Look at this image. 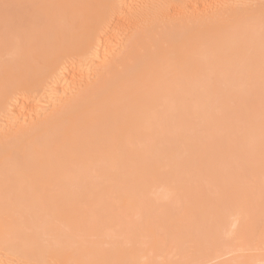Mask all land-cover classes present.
Listing matches in <instances>:
<instances>
[{
    "label": "bare ground",
    "instance_id": "1",
    "mask_svg": "<svg viewBox=\"0 0 264 264\" xmlns=\"http://www.w3.org/2000/svg\"><path fill=\"white\" fill-rule=\"evenodd\" d=\"M134 1L137 5L131 3L128 9L121 0H0V121L10 113L27 111L29 100L40 96L46 86L51 92L59 91L61 84L79 81V73L103 61L96 81L44 118L0 134V248L26 264H161L157 258L165 251L160 237H165V230V238L171 242L168 250H179L182 260L179 262L176 253L178 262L166 259L167 263L199 264L234 247V264H264V148L258 151L263 147L264 140L258 142L264 136V122L255 121L258 109L264 108L260 101L264 100V0H256L254 6L242 2L239 7L213 12L207 7L211 0ZM127 30L131 34L123 50L107 56L110 44ZM253 99H259L261 105ZM190 106H196L198 114L193 117L201 124L191 118ZM210 117L215 123L220 120L217 117L225 121L217 122V130V123L213 127L214 122H206ZM248 118L247 123L258 128L247 135L243 130ZM227 122L232 123L227 126L232 134L224 136L229 132ZM235 125L243 128L239 127L242 132L237 136ZM205 131L212 140H207ZM232 135L234 139L229 138ZM244 135L246 143L241 138ZM241 142L252 150L250 155ZM208 145L222 146L217 151L224 155L207 150ZM187 146L197 151L195 155L188 148L192 166ZM243 154L250 159L244 162ZM182 171L184 181L179 175ZM189 172L208 176L199 179L202 184H192ZM250 175L257 176L262 186ZM234 177L247 180L252 187L244 185L245 191L241 190L243 186L238 180L236 186ZM155 185L163 186V191L153 194ZM233 186L236 191L240 186L234 193L238 195L234 207L227 196L235 192ZM255 186L261 189L257 198L249 193ZM181 189L185 202L177 206ZM244 194L255 201H248ZM205 196L222 199L214 207L208 202L198 209ZM111 203L122 206L114 208ZM226 204L234 210L224 208ZM175 209H179L180 219ZM191 218L194 221L188 225L185 221ZM204 231L211 233L208 240ZM204 238L210 241L208 246ZM224 239L229 246L223 245V253L219 246ZM191 241L197 242L196 249ZM185 246L189 252L194 250L193 255Z\"/></svg>",
    "mask_w": 264,
    "mask_h": 264
},
{
    "label": "rangeland",
    "instance_id": "2",
    "mask_svg": "<svg viewBox=\"0 0 264 264\" xmlns=\"http://www.w3.org/2000/svg\"><path fill=\"white\" fill-rule=\"evenodd\" d=\"M138 1H139V0H138ZM211 1H212V2H209V3H208L209 6H208V4H207V7H208V9H210V11H212V12L218 10L219 8L221 9L222 7H229V6H231V5H233V7H239L238 5H239L240 3H242V2L247 3V4H249V3L251 2L250 4L253 5V6L256 4V0H211ZM252 1H253V3H252ZM254 1H255V3H254ZM259 1H260V0H259ZM121 2H122L121 4H122L125 8H128V9H129V6H130L131 3H132V4H131L132 6H136L137 3H138V2H136V1H134V0H132V1H129V0H121ZM130 34H131L130 31L127 30V31H124V33H123L122 35L117 36L116 39L110 44V46H109V48H108L107 56L118 55V54L123 50V48L125 47V45L127 44V39H128V37L130 36ZM102 65H103V61H100V62L97 63V64L90 65V66H89L90 68H88L89 71L87 70V72L84 71L85 73H79V74H78V77L81 78L79 81L74 80V81H72L71 83H70V82H69L68 84L66 83L65 85H64V84H61L62 86H61V89H60L59 91L57 90L56 92H51V89L49 88V86H46V88L43 90V92L40 94V96H35V97H33L31 100H29L28 104H29V107H30V108L28 107V108H29V109H27L28 112H27V111H25V112L22 111L23 113L20 114V115H15L14 113H10L9 116H8L6 119L0 121V134H8V133H11V132L15 131L20 125L23 126V125L28 124L29 122L35 121V120H37V119H42V118H44V117L50 112V110H51L52 108H56V107L60 106V105L62 104V102H64L65 100L69 99L71 96L77 94L79 91H81V89H82L86 84H90V83L96 81L97 76H98V75L101 73V71H102V68H103ZM245 100H246V99H245ZM248 100H250V99H248ZM253 100H255V104H256V102H258V104H260V105H261V102L264 103V100H263V101L260 100L261 102L259 101V99H253ZM257 100H258V101H257ZM235 101H236V100H235ZM235 101H234V102H235ZM250 102H251V101H250ZM259 102H260V103H259ZM251 103H252V102H251ZM236 104H237V103H236ZM238 104H240V101L238 102ZM240 105L243 106V105H245V104H243V105L240 104ZM251 105H252V104H251ZM235 106H236V105H235ZM257 106H258V105H257ZM190 107H192V109H194L193 107L196 108V106H190ZM236 107H237V106H236ZM244 107H245V106H244ZM253 107H254V106H253ZM262 107H263V106L261 105V108H260V109L256 108V109H258L259 111H258V113H256L255 116H256V118H259V119H256V118H255V121H256V120H260L261 122H264V111H262V110H264V108H262ZM232 108H233V107H232ZM232 108H231V110H234V109H232ZM239 108H241V107H239ZM239 108H238V109H239ZM249 108H250V106H249ZM192 109L190 110V113H191V111H192V116H191V114H190L191 118H192L193 116H195V114H196V115L198 114V113H196L197 110L194 109V111H195V113H194ZM226 109H227V108H226ZM229 109H230V107L228 106V111H229ZM245 109H246V111H245ZM252 109H253V108H252ZM256 109H255V110H256ZM248 110H249V109H248ZM253 110H254V109H253ZM255 110H254V111H255ZM235 111H236V110H235ZM243 111H244L246 114H248V113H247V108H246V107L243 109ZM243 111H242V112H243ZM26 112H27V113H26ZM224 112H225V110H224L222 113H224ZM226 112H227V110H226ZM226 112H225V113H226ZM240 112H241V111H240ZM251 112H252V111H251ZM24 113H25V114H24ZM30 113H31V114H30ZM193 113H194V114H193ZM225 113H224V114H225ZM228 113L230 114V112H228ZM234 113H235V112H234ZM236 113H237V115H240V116H241V114H238V111H237ZM249 113H250V112H249ZM12 114H14L15 116L12 115ZM23 114H24V115H23ZM224 114H222V115H224ZM246 114L243 113V115H246ZM253 114H254V113L251 114V118L254 120ZM260 114H261V115H260ZM225 115H226V114H225ZM218 116H221V115L219 114ZM233 116H235V115H233ZM246 116H247V115H246ZM246 116H245V117H246ZM221 117H223V116H221ZM225 117H226V116H224V118H225ZM229 117H230V116H229ZM238 117H239V116H238ZM245 117H244V118H245ZM194 118L196 119V117H193V119H194ZM217 118L220 119V120L223 119V121H225L224 118H219V117H217ZM217 118H216V121H217ZM236 118H237V117H236ZM249 118H250V116H249ZM249 118H248L247 120L245 119V120H246V123H247V121L249 120ZM251 118H250V120H251ZM193 119H192V120H193ZM212 119H214V117H213V118L210 117V118H208V120L206 119V122H207V123H210V124L212 125L213 122H214V120H215V119H214V120H212ZM226 119H227V118H226ZM232 119H233V118H232ZM239 119H242V118H239ZM239 119H236V120L234 119V120H235L234 122L237 123V125H238V124H239V125L242 124V125H240V126H242V127L245 126V125H243L242 122H238V121H240ZM188 120H189V118H188ZM209 120H212V123H211ZM220 120H218L217 122H220ZM243 120H244V119H243ZM243 120H242V121H243ZM253 120H252V121H253ZM195 121H197V119H196ZM198 121H199V119H198ZM198 121H197V123L199 124L200 121H199V122H198ZM208 121H209V122H208ZM226 121H227V120H226ZM228 121H229V119H228ZM189 122H190V121H189ZM217 122H216V123H217ZM221 122H222V121H221ZM221 122H220V123H221ZM231 122L233 123V121H231ZM250 122H251V121H250ZM190 123H191V122H190ZM204 123H205V122H204ZM216 123L214 122L213 127H215V126L217 125V127H215V128H217V130H218V125H220V123H219V124H218V123L216 124ZM223 123H224V122H223ZM229 123H230V122H229ZM232 123H231V124H232ZM188 124H189V123H188ZM188 124H187V125H188ZM191 124H193V123H191ZM198 124H196V125H198ZM200 124H201V123H200ZM202 124H203V123H202ZM210 124H207L208 126L205 124V125H206V128H207V127H208V129H209V128H213L212 126L209 127ZM215 124H216V125H215ZM226 124H227L226 127H227L228 125H231V124H228V122H227ZM247 124H248V125H250V124L252 125V123L249 124V122H248ZM247 124H246V125H247ZM258 124H259V123H258ZM258 124L256 123V125H258ZM262 124L264 125V123H262ZM262 124L260 123L259 125L262 127ZM187 125H186L185 128L188 127ZM196 125H195V126H196ZM203 125H204V124H203ZM205 125H204V126H205ZM214 125H215V126H214ZM222 125H223V124H222ZM233 125H234V124H233ZM248 125H247V126H248ZM251 125H250V126H251ZM253 125H254V123H253ZM198 126H199V125H198ZM198 126H197V128L199 129ZM240 126H236V125H235V128L237 127L236 129L234 128L235 130H233V129L230 127V128L234 131V133H235L234 135L237 136L240 132H242V130H240V128H241ZM247 126H246V127H247ZM250 126H249V127H250ZM190 127H191V126H190ZM221 127H222V126H221ZM232 127H233V126H232ZM239 127H240V128H239ZM246 127H245V128H246ZM249 127H248V128H249ZM252 127H255V126H251V127L249 128V130H247V128H246V129L244 128L243 132H246L245 134L248 135V134H249V131H250V130H253V129H256L257 126H256L255 128H252ZM195 128H196V127H195ZM195 128H194V129H195ZM200 128H201V127H200ZM204 128H205V127H204ZM215 128H214V130H215ZM224 128H225V127H223V129H224ZM257 128H258V127H257ZM262 128H263V130H264V126H263ZM188 129H189V128H188ZM188 129H187V130H188ZM208 129H207V130H208ZM226 129L229 130V132H228L227 134H225V133H226V132H225V133H224V134H225L224 136H227V135L231 132L230 129H229L228 127H227ZM241 129H243V128H241ZM187 130H185V132H186ZM192 130H193V129H192ZM192 130H191V131H192ZM200 130L202 131V129H200ZM207 130H206V131H207ZM214 130H213V131H214ZM245 130H246V131H245ZM259 130H260V129H259ZM191 131H190V134H192ZM195 131H197L199 134H201V131H198V130H195ZM206 131H205V134H206ZM211 131H212V130H210L209 133H211ZM223 131H224V130H223ZM225 131H226V130H225ZM256 131H257V130H256ZM261 131H262V130H260V133H261ZM262 132H264V131H262ZM194 133L196 134V132H194ZM212 133H213V132H212ZM215 133H216V131H215ZM218 133H219V132H218ZM218 133H216L217 136H219ZM222 133H223V132H222ZM260 133H259V136L262 134V133H261V134H260ZM220 134H221V133H220ZM231 134H232V132H231ZM231 134H229V135H231ZM240 134H241V133H240ZM243 134H244V133H243ZM263 134H264V133H263ZM184 135H185V134H184ZM186 135H188V134H186ZM192 135H193V134H192ZM207 135H208V133L206 134V136H207ZM209 135H210L209 137H211V134H209ZM213 135H215V134L213 133ZM234 135L229 136V138L232 137V139H234V138H235ZM224 136H223V138H224ZM241 136H242V135H241ZM244 136H245V137H241V138H243V140L246 138V135H244ZM261 136H262V135H261ZM261 136H260V140H261V141L259 140L260 142H258L259 145H260V143L264 140V139H263L264 136L262 137V139H261ZM186 137H190V136H186ZM186 137H185V139H186ZM194 137L196 138V136H193V139H194ZM212 137H213V136H212ZM238 137H239V136H238ZM199 138H200V136H199ZM199 138H198V139H199ZM203 138H205V137H203ZM206 138H207V140H208V139H211V138H208V136H207ZM214 138L216 139L217 137L215 136ZM223 138L221 137V139H222L221 142L224 141ZM191 139H192V138H191ZM196 139H197V138H196ZM200 139H201V138H200ZM215 139H214V140H215ZM225 139H226V137H225ZM232 139H230V140H232ZM239 139H240V138H239ZM246 139H247V138H246ZM186 140H187V139H186ZM189 140H190V138H189ZM189 140H188V141H189ZM211 140H212V139H211ZM216 140L218 141L219 139H216ZM216 140H215V141H216ZM230 140H228V141L230 142ZM243 140H240V141L243 142ZM194 141H195V140H194ZM194 141H192V142L194 143ZM199 141H200V140H199ZM199 141H198V142H199ZM202 141H203V140H202ZM204 141H205V140H204ZM204 141H203V142H204ZM217 141H216V142H217ZM190 142H191V141H190ZM192 142H191V143H192ZM196 142H197V141H196ZM196 142H195V144H196ZM221 142H219V143L222 144V146H223V142H222V143H221ZM229 142H228V143H229ZM237 142H238V141H237ZM242 142H241V143H242ZM207 143H208V142H207ZM207 143H206V144H207ZM210 143H211V142H210ZM234 143H235V142H234ZM244 143H246V140H244ZM244 143H242V147L244 146V147L246 148V151H247V152L249 151V152H248V154H249L252 150L249 149V147H247V145H244ZM212 144H214V143H212ZM237 144H238V143H237ZM190 145H191V144H190ZM192 145H193L194 148H195V145H194V144H192ZM196 145H197V144H196ZM204 145H205V144H204ZM233 145H234V144H233ZM261 145H262L263 147H262L261 149H260V148H259V149L257 148L258 151H259V150H260V151L263 150V148H264V142H262ZM200 146H202V144H201ZM208 146H211V147H212L213 145H208ZM216 146H217V145H216ZM220 146H221V145H220ZM222 146H221V147H222ZM224 146H225V145H224ZM230 146H231V145H230ZM236 146H237V145H236ZM211 147H210V148L207 147L206 149H207V150H210V149H211L212 152H213L214 154L217 153V152H218V154L220 153V152L217 151V150H220L221 147H220V148H217V147H214V146H213L215 149L217 148L215 152H214L215 149H212L213 147H212V148H211ZM234 147H235V146H234ZM258 147H260V146H258ZM183 148H184V145H183ZM188 148H189V147L187 146L186 149L188 150ZM190 148L194 151L193 153L196 155V152H197L196 150L198 149L197 146H196L197 149L195 148L196 150L193 149L192 146H190ZM190 148H189V150H190ZM200 148H201V147H200ZM208 148H209V149H208ZM225 148H226V147H225ZM225 148H224V150H225ZM227 148H228V147H227ZM238 148H239V147L235 148V149H236V150H235L236 152H238V150H237ZM204 149H205V148H204ZM221 149H222V148H221ZM232 149H234V148L232 147ZM187 150H186V151H187ZM189 150L187 151V154H189V156L186 155V156L188 157V159H187L186 157H184V154H183V157H184V158L182 157V159H183V161H184L185 158H186V159L188 160V162L190 163V165H191V163H192L194 160L191 162L192 159H191V158H190L191 160L189 159V157L192 156V155H190V154L192 153V150H191V153H189ZM199 150H200V149H199ZM207 150H206V151H207ZM240 150H241V149H240ZM240 150H239V155H241V154H240ZM244 150H245V149L242 148L241 151L243 152ZM195 151H196V152H195ZM221 151H222V150H221ZM225 151H226V150H225ZM229 151H230V150H229ZM232 151H233V150H232ZM246 151H244V153H246ZM255 151H256V149H255ZM258 151H257V152H258ZM260 151H259V152H260ZM184 152H185V151H184ZM202 152H203V151H202ZM208 152H209V151H208ZM236 152H235V154H236ZM259 152H258V153H259ZM262 152L264 153V151H262ZM185 153H186V152H185ZM200 153H201V152H200ZM209 153H211V152H209ZM209 153H208V154H209ZM213 153H212V154H213ZM221 153H222V152H221ZM221 153H220V154H221ZM227 153H230V154H231V151H230V152H227ZM227 153H226V154H227ZM232 153H233V152H232ZM260 153H261V152H260ZM194 154H193V155H194ZM198 154H199V153H197V155H198ZM218 154L216 155L217 158H218ZM222 154L224 155V153H222ZM222 154H221V155H222ZM226 154H225V156L228 157ZM250 154H251V153H250ZM250 154H249V155H250ZM200 155H201V154H200ZM204 155H205V154H204ZM221 155H220V156H221ZM223 155H222V156H223ZM233 155H234V154H233ZM233 155H232V156H233ZM243 155H245V156H244V157H245L244 162H245L246 160H249V159H250V157H247V156H248L247 154H243ZM246 155H247V156H246ZM201 156H203V155H201ZM201 156H200V157H201ZM207 156H208V155H207ZM209 156H210V155H209ZM211 156H212V155H211ZM214 156H215V155H214ZM222 156H221V158H222ZM229 156H231V155H229ZM200 157H199V158H200ZM226 157H225V158H226ZM233 157H234V156H233ZM233 157H232V158H233ZM241 157H242V156H240L239 158H241ZM244 157H242V158H244ZM180 158H181V157H180ZM197 158H198V157H197ZM208 158H210V157H208ZM219 158H220V157H219ZM230 158H231V157H230ZM201 159H202V158H201ZM201 159H200V160H201ZM204 159L206 160V158L203 157V160H204ZM210 159H211V158H210ZM210 159H209V160H210ZM212 159H213V158H212ZM189 160H190V161H189ZM195 160H196V158H195ZM214 160H215V159H214ZM216 160H217V159H216ZM228 160H229V157H228ZM238 160L240 161V159H237V162H239ZM185 161H186V160H185ZM197 161H198V160H197ZM217 161H218V160H217ZM222 161H223V160H222ZM225 161H226V159H225ZM230 161H231V160H230ZM198 162H199V161H198ZM206 162H207V161H206ZM208 162H209V161H208ZM208 162H207V163H208ZM211 162H212V161H211ZM223 162H224V161H223ZM232 162L234 163V161H232ZM232 162H231V164H233ZM240 162H241V161H240ZM240 162H239V164H240ZM184 163H185V162H184ZM193 163H194V162H193ZM195 163H197V162H195ZM207 163H206V164H207ZM224 163H225V162H224ZM185 164H186V163H185ZM185 164H183L184 167H185ZM199 164H201V163H199ZM199 164H197V165H199ZM208 164H209V163H208ZM208 164H207L206 166H208ZM211 164H212V163H211ZM215 164H216V163H215ZM215 164H214V165H215ZM218 164H221V163H218ZM236 164H237V163H236ZM244 164L246 165V163H244ZM204 165H205V163H204ZM204 165H203V167H204ZM221 165H223V164H221ZM224 165H225V164H224ZM224 165H223V166H224ZM227 165H228V164H227ZM245 165H242V164H241V165H239V166H242L243 168H245L244 171H249L248 169L246 170L247 167H246ZM191 166H192V165H191ZM200 166H201V165H200ZM210 166H211V165H210ZM210 166L207 167V168H208V169L211 168ZM228 166H229V165H228ZM233 166H234V165H233ZM244 166H245V167H244ZM187 167H188V165H187ZM194 167H196V168H195L196 170L198 169V167H197L196 165H194ZM216 167H217V166H216ZM219 167H220V165H219ZM226 167H227V166H226ZM226 167H224V168H226ZM181 168H183V167H181ZM207 168H206V169H207ZM222 168H223V167H222ZM228 168H229V167H228ZM185 169H187V168H185ZM185 169H184V170H185ZM190 169H191V168H190ZM202 169H205V167L202 168ZM211 169L213 170V168H211ZM211 169H210V170H211ZM231 169H232V166H231ZM237 169H238V167H237ZM237 169H236V170L234 169V170L237 171V172L240 171V170H242V169H240V170H237ZM163 170H165V168H164ZM182 170H183V169H182ZM219 170H220V169H219ZM223 170H224V169H223ZM191 171H192V170H191ZM224 171H225V170H224ZM228 171H229V169H228ZM235 171H234V173H235ZM183 172H185V171H182V173L180 172L179 175L184 174ZM198 172H199V171H198ZM201 172H202V171H201ZM203 172H205V171H203ZM206 172H207V170H206ZM210 172H211V171H210ZM212 172H213V171H212ZM217 172H218V170H217ZM187 173H188V172H187ZM191 173H192V172H191ZM191 173L189 172V177H188L189 180L191 179V181H189V180H188V181H189L190 183L192 182V184H195V183H197V182L199 183V182H200L199 179H204V180H205L206 175L208 174V173H207L206 175H203V173H202V174L200 173L201 175H200V174L197 175L198 173H197V174L194 173V172H193V174H191ZM218 173H219V172H218ZM221 173H224V172H221ZM227 173H228V172H227ZM227 173H226V174H227ZM232 173H233V172H232ZM238 173H239V172H238ZM238 173H235V174L238 175ZM247 173H248V172H247ZM249 173L251 174V172H249ZM214 174L216 175L215 172H214ZM214 174H213V173H212V174L210 173V175H212V176H215ZM219 174H220V173H219ZM219 174H217V175L220 177L221 175H219ZM230 174H231V173H230ZM241 174H242V171H241ZM184 175H185V174H184ZM187 175H188V174H187ZM210 175H209V176H210ZM243 175H244V174H243ZM207 176H208V175H207ZM226 176H227V175H226ZM226 176H225V177H226ZM229 176H230V175H229ZM238 176H239V175H238ZM250 176H251V175H250ZM164 177L169 178L168 175H166V176L164 175ZM164 177H163V178H164ZM183 177H185V176H182V175H181V178L183 179V180H181L180 176H178V178H180L181 181H184V178H183ZM186 177H187V176H186ZM215 177H216V176H215ZM215 177H210V178H212V180H214L213 178H215ZM222 177H223V176H222ZM239 177H240V176H239ZM241 177H242V178L245 177V179H247V178L249 179V177H247L246 175H245V176H242V175H241ZM246 177H247V178H246ZM251 177H253V175H252ZM256 177H257V176H255V178L253 177V179L256 180ZM188 178H187V179H188ZM207 178H208V177H207ZM223 178H224V177H223ZM228 178H229V177H228ZM236 178H237V179H235V177H234V179H235V183H234L233 180H232V182H233L234 184H236V186H238L239 184H240L241 187L243 186V189L241 188V190L245 191V189H244V185H245L246 187L250 186V185L247 186V184L249 183V182L247 181L248 179L245 181V182H247V184H246V183L244 182V179H243L242 181H241V179H240V181H241V183H240L238 177H236ZM221 179H222V178H221ZM224 179H225V178H224ZM226 179H227V178H226ZM232 179H233V178H232ZM250 179H251V178H250ZM250 179H249V181H250ZM253 179H252V180H253ZM257 179H258V177H257ZM160 180H161V178H160ZM160 180H159V181H160ZM162 180H165V179H162ZM167 180L169 181V179H167ZM167 180H165V181H167ZM204 180H203V181H204ZM206 180H207V179H206ZM227 180H228V179H227ZM236 180H238L239 182L236 181ZM168 181H167V182H168ZM214 181H217V179H215ZM219 181H220V180H219ZM219 181H218V182H219ZM228 181H229V180H228ZM206 182H207V181H206ZM206 182H204V183L206 184ZM222 182H223V180H222ZM229 182H230V181H229ZM236 182H238L239 184L236 183ZM242 182H243V183H242ZM250 182H253V181H250ZM258 182H259V179H258L257 182H255V184H257ZM260 182H261V181H260ZM260 182H259V183H260ZM182 183L184 184V182H182ZM187 183H188V182H187ZM200 183H201V182H200ZM213 183H214V182H212L211 184L213 185ZM216 183H217V182H216ZM216 183H215V184H216ZM219 183H220V182H219ZM259 183H258V184H259ZM168 184H170V183H168ZM185 184H186V183H185ZM185 184H184V185H185ZM201 184H202V183H201ZM201 184H199V185H201ZM209 184H210V183H209ZM223 184H224V183H223ZM241 184H242V185H241ZM249 184H250V183H249ZM252 184H253V183H252ZM184 185H183V187H186V186H184ZM186 185H187V184H186ZM190 185H191V184H190ZM228 185H229V184H228ZM228 185H227V187H228ZM195 186H196V185H195ZM230 186H232L231 183H230ZM230 186H229V187H230ZM236 186H233V188L236 187ZM240 186L237 187L238 190H240ZM258 186L260 187V186H262V185L259 184ZM258 186H255V187H256V188L254 189L255 191H251V190H250V191H251V192H250V191L248 190L249 193L252 194V196H253V194H255L254 197H256V194H258V193H259V195H261V194H260V193H261V192H260L261 189L259 188V190H256V189H258ZM188 187H189V184H188ZM190 187H191V186H190ZM190 187H189V188H190ZM197 187H199V186H197ZM197 187H196V188H197ZM202 187H203V186H202ZM205 187H206V186H205ZM207 187H208V186H207ZM212 187H213V186H212ZM223 187H224V186H223ZM250 187H252V186H250ZM253 187H254V185H253ZM189 188H187V189H189ZM209 188H210V187H209ZM209 188H208V189H209ZM214 188H215V187H214ZM224 188H225V187H224ZM163 189H164L163 186L155 185V186L153 187V189H151V192H153V194H157V193H161V192L163 191ZM187 189L184 188V190H187ZM198 189H199V188H198ZM216 189H217L218 192L220 191L219 188H218V186H217ZM229 189H230V188H229ZM231 189H232V188H231ZM234 189H235V192L233 191V195H232V194H231V195H230V194L227 195V196H229V197L231 196V200H230V204H231V206L234 205V202H235L234 200H236V199H237L236 197L238 196V195H236V194H235L236 196H234V193H237V191H238V190L236 191V188H234ZM234 189H233V190H234ZM247 189H248V188H246V191H247ZM249 189H251V188H249ZM157 190H158V191H157ZM181 190H183V189H181ZM181 190H179V191H181ZM184 190L181 191L180 193L178 192L179 194H181V196H180V198H178L179 196H177V199H178V205L175 204V202H173L175 205L180 206L179 204H182V203L184 204V202H185V201H184V197H185V196L182 195V192H185ZM211 190H212V189H211ZM226 190H227V189H226ZM156 191H157V193H156ZM189 191H190V189H189ZM201 191H202V190H201ZM206 191H207V188H206ZM206 191L204 190V193H205ZM229 191H230V190H229ZM248 191H247V192H248ZM192 192H193V190H192ZM195 192H196V191H195ZM208 192H210V191H208ZM226 192H227V191H226ZM247 192H246V193H247ZM211 193H212V192H210V194H211ZM219 193H220V192H219ZM221 193L223 194L222 191H221ZM227 193H228V192H227ZM229 193H230V192H229ZM244 193H245V192H244ZM249 193H248V194H249ZM186 194H187V192H186ZM196 194H197V193H196ZM196 194H194L195 197L197 196ZM213 194H214V193H213ZM248 194H244V195H246V197H247ZM177 195H178V194H177ZM220 195H221V194H220ZM151 196H152V195H151ZM189 196H190V194H189ZM202 196H203V194H202ZM202 196H201V197H202ZM224 196H226L225 193H224ZM252 196H250V197H252ZM190 197H192V196H190ZM190 197H189V201H190ZM199 197H200V196H199ZM221 197H222V195H221ZM221 197L219 198L220 200L222 199ZM248 197H249V196H248ZM248 197H247V200H248ZM260 197H261V196H259V198H260ZM150 198L152 199L153 197H150ZM192 198H193V197H192ZM205 198H206V196H205ZM211 198H213V196H209V199H207V198H206V199H203V202H201V204H200L201 207H197V208H198V209H199V208H202V206H203L202 204H203V203H206V204H207V203L209 202V204L211 203V206H213V207H214V205H215L216 203H219V199H217L218 196H217V198H214L213 200H210ZM225 198H226V197H225ZM232 198H233V201H232ZM256 198H257V197H256ZM259 198H258V199H259ZM193 199H194V198H193ZM196 199H197V198H196ZM229 199H230V198H229ZM245 199H246V198H245ZM252 199H253V198H252ZM252 199L250 200V198H249L248 201L254 202L255 199H254V201H252ZM187 200H188V199H187ZM187 200H186V201H187ZM191 200H192V199H191ZM199 200H200V199H199ZM201 200H202V198H201ZM201 200H200V201H201ZM227 200H228V197H227ZM247 200H246V201H247ZM260 200H261V199H259V201H260ZM262 200H263V199H262ZM175 201H176V203H177V200H176V199H175ZM193 201H194V200H193ZM193 201H192V202H193ZM200 201H199V202H200ZM231 201L233 202V204H232ZM259 201H258V202H259ZM220 202H221V201H220ZM222 202H223V201H222ZM225 202H226V200H225ZM163 203H164V202H163ZM245 203H246V202H245ZM247 203H249V202H247ZM247 203H246V204H247ZM111 204H113V203H111ZM160 204H161V202H160ZM183 204H182V206H183ZM194 204H195V203H194ZM196 204H197V203H196ZM220 204H221V203H220ZM222 204H224V203H222ZM228 204H229V203H228ZM228 204L223 205V207H224V208H227V207H228V208L231 209L232 207L229 206ZM186 205L188 206L187 203H186ZM191 205H192V203H191ZM200 205H199V206H200ZM111 206H114V208H120V207L122 206V204H121V203H115V204H113V205H111ZM172 206H173V204H172ZM177 206H176V207H177ZM189 206H190V205H189ZM208 206H209V205H208ZM203 207H204V206H203ZM217 207L220 209V205H218ZM233 207H234V206H233ZM172 208L174 209L175 206L172 207ZM177 208H178V207H177ZM179 208H180V207H179ZM184 208H185V207H184ZM194 208H196V207H194ZM194 208H193V209H194ZM197 208H196V209H197ZM210 208H211V207H209V209H210ZM181 209H183V208H181ZM181 209H180V211H181ZM193 209H192V210H193ZM198 209L196 210V211H198V212H196V213H200V214H201V212H199ZM222 209H223V208H222ZM176 210H179V209H175V215H177V216L179 217V219H180L181 213H179L178 211H177V213H176ZM183 210H184V209H183ZM233 210H234V209H233ZM233 210L231 209V211H233ZM193 211H195V210H193ZM193 211H191V212H193ZM201 211H202V212H204V211L206 212V210H202V209H201ZM209 211H210V210H209ZM171 212L173 213V211H171ZM205 212H204L203 214H205ZM207 212H208V211H207ZM172 213H171L170 215H172ZM208 213H209V212H208ZM193 214H194V213H193ZM200 214H198V215L200 216ZM212 214H214V213H212ZM187 215L189 216L188 211H187ZM190 215H191V214H190ZM183 216H184V215H183ZM171 217H173L174 220L176 219V221L178 220V218L175 217V216H173V215H172ZM185 217H186V216H185ZM189 217H191V216H189ZM195 217H196V216H195ZM183 218H184V217H183ZM203 218H204V217H203ZM184 219H185V218H184ZM205 220H206V221H211L210 219H208V220L205 219ZM176 221H175V222H176ZM181 221H182V219H181ZM192 221H194V219L191 218L189 222H187V221H185V222H186L187 224L190 223V225H191ZM206 221H205V222H206ZM185 222H184V224H185ZM187 224H186V227H187ZM207 224H208V222H207ZM179 225H180V224H179ZM188 225H189V224H188ZM182 226H183V221H182ZM193 226H194V225H193ZM184 227H185V226H183V228H184ZM207 227H208V225H206V227H205V225H204V228H205V229H208ZM187 228H188V227H187ZM190 228H191V227H190ZM193 228H194V227H193ZM210 228H211V227H209V230H211ZM161 229H162V228H161ZM161 229L159 228L158 230H161ZM202 229H203V228H202ZM162 230H164V229H162ZM182 230H183V229H182ZM185 230H186V229H185ZM187 230H188V229H187ZM190 230H192V229H190ZM190 230H189V231H190ZM209 230H207V231H209ZM194 231H195V230H194ZM194 231H193V233H194ZM207 231H204L205 235H204L203 237H205V238H206V236L209 237V235L211 234V233H210L211 231L209 232L210 234H208V233L206 234ZM160 232H161V231H160ZM162 232H163V231H162ZM165 232H166V231L164 230L163 233L165 234V237H166V233H167V232H166V233H165ZM191 233H192V232L190 231V236H191ZM195 233H196V231H195ZM197 233H198V232H197ZM158 234H159V232H158ZM164 234H163V235H164ZM188 234H189V232H188ZM202 234H203V232H202ZM160 235H161V236H160L161 239H162L163 241H165V244H163V247H164V250H165V251L160 252L161 254H160V256L157 258V260H158L157 262H159V263H161V264H165L164 262L167 261L166 259L172 261L173 259L178 258V256L181 255V254L178 252L179 250H176L175 248H174V249H175V251H177V252H175V251L172 252L171 250H168L169 243H171V242H168V239L165 238V237H163L162 234H160ZM199 235H201V234H199ZM232 235H233V234H232ZM232 235H231V237L234 236V235H233V236H232ZM167 236H168V235H167ZM157 237H158V235H157ZM234 237H235V236H234ZM185 238H186V237H185ZM185 238H184V239H185ZM205 238H204V241H205V242H203V243H204V244L206 243V246H208L210 241L206 242V241L208 240V238H206L207 240H205ZM159 239H160V238H159ZM159 239H158V240H159ZM169 239H170V237H169ZM187 239H188V238H187ZM187 239H185V240L187 241ZM209 239H210V238H209ZM225 239H226V238H225ZM225 239H224L223 241H221V244H220V246H219L220 249H222V252H223V253L225 252V251H224V248H222L223 245L225 244L226 246H229V243H233V242H230V240H229V239H231V240L233 241L232 238H228L229 243H228V241H226ZM193 240H194V239H193ZM173 241H174V240H172V242H173ZM189 241H190V239H189ZM196 241H197V240H196ZM160 242L162 243V241H159V243H160ZM194 242H195V241H194ZM224 242H225V243H224ZM161 243H160V244H161ZM163 243H164V242H163ZM173 243H174V242H173ZM173 243H172V244H173ZM187 243H188V242H187ZM191 243H193V241H191ZM196 243H197V242L193 243V245H192L191 247H193L194 244H196ZM201 243H202V241H201ZM201 243H200V244H201ZM227 243H228V245H227ZM188 244H189V243H188ZM188 244H187V245H188ZM161 245H162V244H161ZM170 245H171V244H170ZM184 245H186V243H184ZM187 245H186V246H187ZM189 245H190V244H189ZM230 245H231V244H230ZM232 245H233V244H232ZM232 245H231V246H232ZM186 246H185V247H186ZM226 246H224V247H226ZM231 246H230V247H231ZM159 247H160V245H159ZM161 247H162V246H161ZM161 247H160V249L163 248V247H162V248H161ZM185 247H184V248H185ZM187 247H188V246H187ZM187 247H186V249L188 250L189 248H187ZM195 247H196V246H194V249H196ZM171 248L173 249V246H171L170 249H171ZM231 248H232V247H231ZM160 249L158 248V254H159V251H161ZM186 249H185V251H186ZM220 249L218 250V252L222 253V252L220 251ZM226 249H229V248L226 247ZM226 249H225V250H226ZM189 250H190V249H189ZM189 250H188V253L191 252V251L189 252ZM233 250H234V247H233V249L231 250V252H230V250H227V252H225V254H221V256H218V258H217L216 256H215L216 258L214 257L213 260H212V259L209 260V258H208V259L206 258L207 261H206V259H205V261L202 260V261H201L202 263L199 262V264H234V262H235V257H234V256H235V254H237V253H233ZM192 252H194V250H192ZM192 252H191V253H192ZM195 252H196V251H195ZM245 252H246V251H245ZM245 252H244V253H245ZM176 253H177V255H178V254H179V255L176 256ZM186 253H187V252H186ZM220 253H219V254H220ZM217 254H218V253H217ZM246 254H248V252H246ZM186 255H187V254H185V256H186ZM192 255H193V253H192ZM188 256H189V255H188ZM190 256H191V255H190ZM192 257H193V256H192ZM179 258H180V260H181V257H180V256H179ZM211 258H212V257H211ZM180 260H179V262H182V260H181V261H180ZM170 261H169V263L166 262V264H171ZM176 261L178 262L177 259H176ZM176 261H175V262H176ZM0 264H26V263L23 262L22 259L16 258V256H14V255H12V254L6 252L3 248H0ZM45 264H49V263H48L47 261H45ZM55 264H64V263H55ZM66 264H77V263H66ZM195 264H196V263H195Z\"/></svg>",
    "mask_w": 264,
    "mask_h": 264
}]
</instances>
